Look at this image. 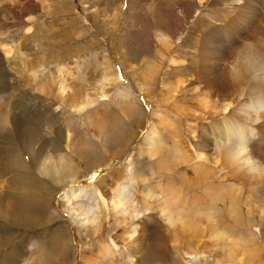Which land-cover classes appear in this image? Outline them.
<instances>
[{
	"label": "rangeland",
	"instance_id": "374dc122",
	"mask_svg": "<svg viewBox=\"0 0 264 264\" xmlns=\"http://www.w3.org/2000/svg\"><path fill=\"white\" fill-rule=\"evenodd\" d=\"M232 7L229 0H0V33L10 42L11 38L17 37L15 43L21 45L19 52L30 60L27 68H17L19 66L9 62L0 49V77L6 87L5 106L12 104L13 108L20 102L28 104L29 108L32 105L36 109L31 111L32 118L37 125L35 152L23 148L17 158L23 167L26 164V169L12 165L6 170L0 169V213L8 214L17 203L21 204L23 195L19 186L24 184L29 173L42 186L37 190L41 197V212L34 209L26 213L28 222L32 223L17 224L0 216V264H88L105 242L117 244V253L111 260L114 264H131L133 261L136 264L233 263L227 253L228 246L209 238L208 230H197L191 242L176 218L167 221L160 209L165 203L171 212L177 211L180 202L172 199L174 192L166 190L173 187L178 191L176 188L182 185V175L188 174L189 178L195 179L198 164L214 168V178L220 172L202 139L198 136L194 139L190 127L203 129L222 116L206 122L188 120L183 119L184 115L178 110L185 107L184 112L195 111L204 116L200 105L207 98L200 93L201 85L188 83L198 75L193 58L199 51L200 36L202 38L206 33V28H212L213 19L223 21L219 25L228 29V33L235 28L234 22L230 21L236 14ZM30 26L31 31L26 33ZM158 32L169 36V45L162 43ZM237 36L228 39L234 40L231 49L243 41ZM18 54L15 52L14 61H22ZM173 57L184 60L185 66L173 64ZM151 61L157 65L155 73L149 85L143 87L144 76L148 75L147 65ZM31 65L41 70L40 75H54L51 94L41 92L27 80L25 69H30ZM62 65L65 69L60 75L58 68ZM186 66H190L189 71L178 72L179 67L186 69ZM57 74L63 76L68 87L66 94L61 95L63 98L55 93ZM179 77L184 79L185 87H180ZM81 90L93 100L85 113L74 108L78 99H82L78 98ZM208 100L212 104L218 102L219 109L223 107L224 102L215 96H209ZM103 113L107 116L106 130L100 133L104 136H100L94 132L95 127L92 130L85 125L83 114L95 120ZM162 117H168L174 123L179 142H175L171 131L162 126ZM47 118L54 126L60 125L63 132L71 128L78 140L86 144V152L78 153L72 144L67 148L65 135L57 137L46 128ZM151 122L160 132L158 145L163 146H157L160 155L156 156L145 152L144 138ZM42 140L53 146L49 151L53 158L64 156V168L56 164L51 166L49 173L43 172L42 161L47 151H40ZM258 142L262 143L261 140ZM16 152H7L6 159ZM168 152H173L172 158L176 160L169 170L158 163V159ZM201 153L203 159L199 158ZM130 155L134 174L127 177L125 164ZM181 155L187 157L182 164L177 162ZM68 166L72 167L70 171ZM91 175L94 178L90 177V181L96 182L106 199L97 208L94 223L72 215L75 202L69 203L67 198L61 197L64 184ZM116 177L126 187L131 208L137 201L139 206L147 207L137 212L138 216L137 213L124 215L108 202L113 195L112 180ZM212 181L215 186L219 184L218 180ZM261 185L264 193V181ZM249 188L245 196L250 192ZM181 190L188 200L196 195L200 197L202 193V187L194 190L181 187ZM147 191L149 195L145 197ZM206 202L202 208L208 204ZM218 207L225 216L227 206L218 203ZM243 214L245 226L240 231H226L232 236H245L237 248L240 258L248 250L252 253L251 264H263L264 200L248 202L243 206ZM135 226H138L137 231L129 238V230ZM188 251L195 253L190 256L186 254ZM106 261L110 262L106 259L104 263Z\"/></svg>",
	"mask_w": 264,
	"mask_h": 264
},
{
	"label": "bare ground",
	"instance_id": "6f19581e",
	"mask_svg": "<svg viewBox=\"0 0 264 264\" xmlns=\"http://www.w3.org/2000/svg\"><path fill=\"white\" fill-rule=\"evenodd\" d=\"M229 1L233 4L232 9L236 11V14L230 20L234 22L235 28L228 33V29L225 30L222 28V25H219L223 21L214 17L215 19L212 20L213 24L208 22V24H212V28H206V33L202 34V38L200 36L198 40L199 51L193 58L197 65L198 75L195 78L189 79L188 83L190 85L198 82L199 85H201L200 93L204 98H207L204 100V103L200 105V109L204 112V116H200L201 114L199 113L195 114V111L184 112L186 111L185 107H181V109L178 110L179 114H182V116L184 115L183 119L188 120L194 119L200 121L201 119L206 122L222 116L219 120L213 121L210 124H207L208 122L205 123L207 126L203 129L197 128L195 130L193 127H190L194 139H196L197 136L202 139L205 150L210 152L209 155L212 157L215 167L218 165L220 172L218 171L217 177L214 178V174H216L214 173V168L211 169L205 167V164H198L197 171L195 172V179H193V177L192 179L189 178L188 174L185 173L186 175H182L181 178V187L187 190H194V188L202 187L201 196L197 197L196 195V197L188 200V198L183 195L181 187L176 188L178 191H174V189H172L173 187H168L166 190L167 192H174L172 194V199L180 202L178 206H176L179 209L177 208V211L173 213L165 203L161 205L160 209L167 221L170 222L173 217L176 218L177 222L181 224V229L185 231L184 234L186 233L190 236L189 241L192 242L197 230H208L210 232L209 238L215 239L217 242H221L228 246L227 253L230 260L233 261L231 264H251L250 257L252 253L248 250L241 254L243 257H239L237 248L239 244H242L245 236H237V233H240L241 227L245 226L243 206L253 200L257 202L264 200V193L261 185L262 181H264V138H261V136H264V38H258L256 36H264V0L258 2L257 0ZM31 29V26L28 27L26 33L31 31ZM246 33L247 35L245 37L244 35ZM2 35L3 34L0 33V49L7 55L8 61L15 62L14 65L19 66L17 68H27V64L30 60L27 59L23 52H19L21 45L15 43L17 37H15V40L11 38L12 41L10 42L9 38L5 39ZM24 36L27 35L25 34ZM157 36L161 38L165 46L169 45L170 40L167 34L158 32ZM235 36L243 38V41L241 44L237 42L236 47L231 49L230 45L234 44V40L228 41V39L234 38ZM15 52L19 53L18 56L22 61H14L16 58V56H14ZM172 61L174 62L173 64L185 66L183 65L185 64L184 60H178L173 57ZM147 66L148 75L144 76L145 79L143 78L145 81L142 85L143 87L148 86L152 81L155 73L154 69L157 65L155 66V62L152 63L151 61V64ZM64 69V65L61 67L59 66L58 72L60 75L63 73ZM175 69H178V67ZM189 69L190 66H186V69L179 67L178 72L182 73L189 71ZM40 73L41 70L34 69L31 65L30 69H25L24 74L32 86L38 87L37 89L45 94H51L54 85V81L51 78H53L54 75L51 77L50 74L49 77L47 73H43V75H40ZM60 75H58L59 80L56 82L57 87L55 93L57 97L66 94L65 92L68 88L64 78H62L63 76L61 77ZM48 78L51 80L49 81ZM179 84L180 87H185V82L182 77H179ZM5 89L4 82L0 77V140L2 139V143L0 144V169L1 171L6 170L9 166L11 168V165L26 169V164L23 167L17 158L19 159L20 149L26 148L31 152H35L34 138L36 137L37 125L32 118L31 111L32 109L36 111V109L32 105H30L29 108L28 104H23L21 102H18L19 104L17 105L15 104L13 108L12 104L6 107ZM209 96H215L217 99H220V102L223 101V107L219 109L218 102L212 104L208 100ZM81 97L82 99H78L76 107L74 108L79 113H82V111L85 113V109L92 104L93 100H91L86 91L82 90L78 98ZM167 98H164L165 102H167ZM67 99H69V97ZM83 115V117H86L85 125L88 128L91 127L92 130H94L95 127L96 131L94 132L96 134L98 133L100 136H104L100 133H103L106 128L104 125L106 122L105 120H107L106 114H96L98 117L95 118V120L90 118L92 116ZM161 123L165 129L169 132L171 131L173 140L177 142L178 132L174 123L169 120L168 117H162ZM46 128L51 130V133H55L57 137L63 138L65 135L64 138L67 148L72 144L74 146L73 149H76L78 153L83 154V152H86V144L78 140L71 128H67V131L65 130L66 132H63L60 125L57 127L54 126V123L48 118L46 119ZM159 137L160 132L156 125L152 123L144 138L145 145L147 146L145 152L149 156H156L158 154ZM259 140H261L262 143L258 142ZM160 147L163 146L161 145ZM52 149V145H48L44 140L41 141L40 151H47L42 161L44 168L43 172H48L51 166L54 167L56 164L64 168V156L58 155L56 158H53L49 152ZM172 149L176 150L175 148ZM13 150H17L16 154L9 157V160H7V152ZM161 151H163V149ZM172 153L168 152L164 158L158 159V163L161 167L169 170L170 166L173 164V160L176 161L175 158H172ZM184 157L187 158L181 155L177 162L181 164L185 163L186 160ZM131 158L132 155L129 156L125 164L127 177H132L134 174V166L130 163L132 161ZM199 158L203 159L202 153L199 155ZM67 169L70 171L72 167L68 166ZM211 176H213L212 180H218V185L215 186L213 181L210 180ZM90 177L92 178L93 175L83 180H75L71 183L64 184L61 197H63V199L67 198L69 203L72 201L75 202V205L73 204L72 207V215L82 217L84 222L90 221L94 223L97 220V208L101 205V201L106 202V199L104 192L100 188L98 189L96 182L90 181ZM226 181L229 182L227 183ZM231 182L240 184V186L236 184L233 185ZM200 183L202 185H200ZM112 186L113 195L111 194L110 198L107 197V200L112 204L114 209L119 210L124 215L128 213L134 215V213H140L143 207V209H145L146 206H139L138 201L136 204L131 205L132 208L128 205L129 197L126 194V187L123 182L119 180V177L112 180ZM245 186L246 190H244ZM41 187L42 186H40L29 173L24 184L19 186L20 190L22 189L23 195L21 204L19 205L17 203L8 214H2L1 212L0 216L10 222H16L17 224L32 223L28 222L29 219L26 213L34 209L41 212L42 207L39 203L41 197H39V193L37 192ZM248 187L251 189L249 188L250 192L245 196ZM163 192L165 191L163 190ZM147 195H149V191L144 193L145 197ZM244 197L246 198L244 199ZM205 200L208 201L206 202L208 204L202 208ZM218 203L227 206L228 209L226 208L227 210L224 211L225 216H223L224 213L218 207ZM259 209H261V207H259ZM136 216H138V213ZM261 217L263 218V216ZM250 222L248 223L249 229L251 226L249 225L251 224ZM137 228L138 226H135L129 230L131 231L129 232L131 233L128 236L129 238L134 235ZM226 230L239 231H236L237 235L234 234V236H232L233 234L231 235L229 232V235ZM116 245V243L110 242L101 243L98 255H96L93 260L87 261V263L106 264L109 262L106 261V263H104L106 259L110 260L109 264L113 263L111 260L117 253ZM194 251H192V253L188 251L186 254L193 256L195 253ZM197 259L199 258H196V260ZM131 264H136V262L133 261ZM192 264L199 263L193 262Z\"/></svg>",
	"mask_w": 264,
	"mask_h": 264
}]
</instances>
